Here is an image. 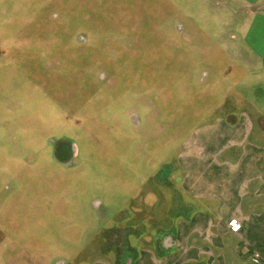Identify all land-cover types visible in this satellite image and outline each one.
Returning <instances> with one entry per match:
<instances>
[{"label":"rangeland","instance_id":"374dc122","mask_svg":"<svg viewBox=\"0 0 264 264\" xmlns=\"http://www.w3.org/2000/svg\"><path fill=\"white\" fill-rule=\"evenodd\" d=\"M221 1L0 0V213H68L94 244L130 220L165 228L183 195L152 176L239 82L222 50L243 14ZM262 79L256 62L232 96Z\"/></svg>","mask_w":264,"mask_h":264},{"label":"crops","instance_id":"0c3cea01","mask_svg":"<svg viewBox=\"0 0 264 264\" xmlns=\"http://www.w3.org/2000/svg\"><path fill=\"white\" fill-rule=\"evenodd\" d=\"M221 3L243 14L239 44L222 50L242 64L239 82L214 89L223 97L214 116L182 145L167 176H152L172 202L183 195L163 213L166 227L139 233L130 220L104 227L94 244L62 224L68 213H0V264H264V0ZM256 62L262 81L232 96Z\"/></svg>","mask_w":264,"mask_h":264},{"label":"built area","instance_id":"2783aa9c","mask_svg":"<svg viewBox=\"0 0 264 264\" xmlns=\"http://www.w3.org/2000/svg\"><path fill=\"white\" fill-rule=\"evenodd\" d=\"M256 256V255H255Z\"/></svg>","mask_w":264,"mask_h":264}]
</instances>
